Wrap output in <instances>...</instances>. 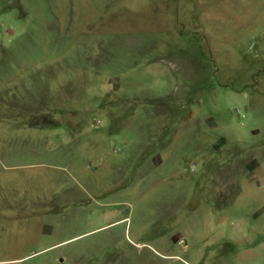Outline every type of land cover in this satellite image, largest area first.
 Segmentation results:
<instances>
[{
	"label": "rangeland",
	"instance_id": "1",
	"mask_svg": "<svg viewBox=\"0 0 264 264\" xmlns=\"http://www.w3.org/2000/svg\"><path fill=\"white\" fill-rule=\"evenodd\" d=\"M0 264H264V0H0Z\"/></svg>",
	"mask_w": 264,
	"mask_h": 264
}]
</instances>
